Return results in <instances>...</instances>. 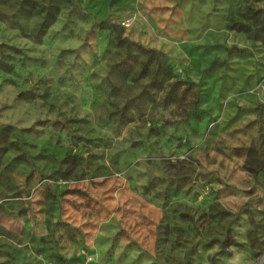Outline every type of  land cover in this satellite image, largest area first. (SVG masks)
Masks as SVG:
<instances>
[{
  "label": "rangeland",
  "instance_id": "rangeland-1",
  "mask_svg": "<svg viewBox=\"0 0 264 264\" xmlns=\"http://www.w3.org/2000/svg\"><path fill=\"white\" fill-rule=\"evenodd\" d=\"M0 58V264H264V0H0Z\"/></svg>",
  "mask_w": 264,
  "mask_h": 264
},
{
  "label": "trees",
  "instance_id": "trees-1",
  "mask_svg": "<svg viewBox=\"0 0 264 264\" xmlns=\"http://www.w3.org/2000/svg\"><path fill=\"white\" fill-rule=\"evenodd\" d=\"M124 40L122 38H118V44H123ZM128 45H133L138 48L139 51L141 52H146L147 50L143 48L140 44H137L136 42H127ZM0 68L3 70H9L11 68V64L5 62L3 59L0 58ZM228 240H231V237L228 235L227 236Z\"/></svg>",
  "mask_w": 264,
  "mask_h": 264
}]
</instances>
